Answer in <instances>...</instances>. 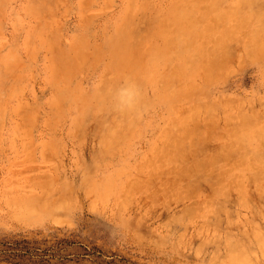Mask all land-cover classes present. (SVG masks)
I'll list each match as a JSON object with an SVG mask.
<instances>
[{"label": "rangeland", "instance_id": "obj_1", "mask_svg": "<svg viewBox=\"0 0 264 264\" xmlns=\"http://www.w3.org/2000/svg\"><path fill=\"white\" fill-rule=\"evenodd\" d=\"M231 5L0 0V264H228L226 241L264 231V197L247 163L233 166L254 141L229 133L240 109L263 114L264 51L245 42L264 29V0ZM182 37L198 54L165 58L164 39ZM191 108L193 145L178 140L170 150L185 143L183 158L150 165ZM224 143L231 164L217 156Z\"/></svg>", "mask_w": 264, "mask_h": 264}, {"label": "bare ground", "instance_id": "obj_2", "mask_svg": "<svg viewBox=\"0 0 264 264\" xmlns=\"http://www.w3.org/2000/svg\"><path fill=\"white\" fill-rule=\"evenodd\" d=\"M235 1H236L237 5H235V6L231 5L229 7V9L236 10L238 7H242L243 4H249L253 0H232V2H235ZM229 9H225L221 13H219L217 15V17H218L217 20H220V18L226 17L227 15H232V12ZM239 15H241V16H239L238 20L241 19L242 23H245V24H250V22L254 19L253 15L247 14L245 12H241ZM188 19L191 22L195 21V17H194V15L192 13H190L188 15ZM160 33L161 32L159 31V34ZM202 33H205V32H202ZM208 33H206L205 35H207ZM211 33L214 34V31H211ZM247 36H249V38L245 42V44H246V49L248 50V52H250V53L260 52L261 53L262 51H264V29H261L260 27H256L255 26L250 31V34L247 35ZM164 40H165L164 42H165V47L166 48L164 49L162 54H163V56L165 58H169L174 53H177V57L180 59V61L182 63H186L187 60H189L190 58H192V57H194V56H196L198 54L197 51H195V49H193L191 47V45H189L188 41H190V40L185 39L184 37H182V39L179 38V41H176V43L174 45H171V46H170L169 40H167V39H164ZM219 43L220 42L217 41L215 43V46H220L221 44H219ZM165 90L168 91L167 89H165ZM166 91L163 92L162 94L166 95L167 94ZM135 93H136L135 85L133 83H128V91L124 92L122 94V96L126 100L131 101V103H132L131 105H134L133 101L135 99ZM194 111H195V109L191 108V111H190V114L188 115V117L185 120L181 121L184 124V127H185V124H187L189 122H192L195 119L196 116H195ZM237 112H238V114H237L238 118L240 119V125L238 127H236V128H233V126L232 127L230 126V128L229 127H227V128H229V133L232 134V135H239L241 132L249 133L250 134L249 136L251 137L252 141H254L252 152H251V154L246 153L247 151L245 153L242 152L243 154H241L240 156H237L239 158L236 159L235 161L233 159V161H234L233 162L232 159H231L232 158L231 157V151H232V149H231L232 145L231 144L232 143L231 144L230 143H224L221 146V150H222L221 152L222 153L220 152V153H218V154L216 153V154L219 157V161L222 158V160L230 161L229 164H231L233 162V166L242 165V163H247V166L249 168V169L247 168V171L250 172L249 176L253 180H255L254 183L259 187L260 194L263 195V197H264V182L262 181L263 179H262V176H261L262 169L264 168V150L262 149V146L264 145V125L260 129H252L251 127H249V125L251 123V120L252 121L253 120H258V119L264 120V104H262L261 110L258 111V112H262L263 113L262 115H256V113H254L255 112L254 110H253L252 114H250L251 111H250V113L246 112L248 114V116H247L246 113L244 114L243 111H241V109L239 111H237ZM231 117H232V115H231ZM231 117L229 116V119ZM235 120H236V118H235ZM226 123H228V122H226ZM248 127H249V129H248ZM191 134H193V132H190L186 128V130H184L182 132V135H179L176 138H172L171 141L168 140V142L164 145V149L167 150V151L157 149L155 154H151V156H150V159H149L150 165H154L155 163L159 162L160 160H169V159H171V160H174V161H178L179 159L183 158L182 157L183 151H181V150L184 148V144L185 143L183 144V142L180 141L181 145L183 144V146H181L183 148H180L178 146L179 149L177 147V149L173 150V151L170 150V147H171V145H176L177 146V144H176L177 142L176 141H178V140L190 141L189 144L190 143L191 144L194 143V140H192L193 135H191ZM240 143H242V141H240ZM191 146H189V147H191ZM192 147H194V146H192ZM220 154H221L222 157H220ZM208 155L209 154H206V157H208ZM210 155L212 156V154H210ZM232 155H233V153H232ZM204 157H205V155L203 156V158ZM210 157H208L207 159H202L203 163H206L207 160L210 159ZM214 157H215V154H213L212 158H214ZM215 158L217 159V157H215ZM203 163H201V160H200V163L198 164L199 166H197L198 169H200V170H204L205 169V165L207 166V164L203 165ZM156 167H157V165H156ZM226 172L227 171H221V173H220L221 175L219 176L218 183H217V186H216V190L219 191L220 193H223V194L225 193L223 179H224V175L227 174ZM233 177H236V175H234ZM235 179H237V178H235ZM238 181H239V179H237V181L233 180L231 182L237 188L242 189L243 186ZM128 189H129V187H128ZM176 192H175V194H176ZM180 193H177L176 195H179ZM126 194H127V191L125 189V191H123L122 194H121L124 197V198L122 197L123 199L121 198L122 199L121 201H123L125 199V197L127 196ZM124 202L125 201H123V203ZM191 213H192V208H190V205H188V207H186L184 209V212L181 215L182 216L181 218H185V217L188 218V216L191 215ZM256 228H258V227H256ZM247 231L248 230L244 231L245 236L242 239H239V237H241L242 235L241 236L237 235L238 238L236 236H234V238L232 237L233 240H231V239L228 240L229 237L228 238L226 237L227 240H228L225 243L226 248H227V250H226L227 251V256H228L227 258L230 260V262H231V260L232 261L234 260V262L235 261L236 262L239 261L241 264H253L254 261H257V260L260 261L261 257L264 255V231L263 230H261V231L259 230L258 231V229H255L252 232H249V231L247 232ZM235 238H237L238 240H236ZM222 257H224V256H222ZM225 259H226V257H224V259H221V260L225 261ZM228 259H226V260H228ZM253 259H255V260H253ZM230 262H228V264Z\"/></svg>", "mask_w": 264, "mask_h": 264}]
</instances>
